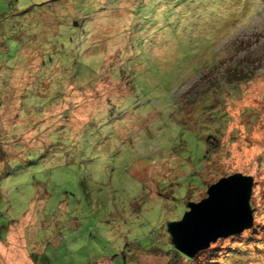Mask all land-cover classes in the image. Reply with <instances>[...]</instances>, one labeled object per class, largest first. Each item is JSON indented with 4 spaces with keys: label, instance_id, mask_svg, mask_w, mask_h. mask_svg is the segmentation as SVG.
Wrapping results in <instances>:
<instances>
[{
    "label": "rangeland",
    "instance_id": "rangeland-1",
    "mask_svg": "<svg viewBox=\"0 0 264 264\" xmlns=\"http://www.w3.org/2000/svg\"><path fill=\"white\" fill-rule=\"evenodd\" d=\"M217 1L0 0V264H264V0ZM234 173L252 227L176 252Z\"/></svg>",
    "mask_w": 264,
    "mask_h": 264
},
{
    "label": "water",
    "instance_id": "water-1",
    "mask_svg": "<svg viewBox=\"0 0 264 264\" xmlns=\"http://www.w3.org/2000/svg\"><path fill=\"white\" fill-rule=\"evenodd\" d=\"M252 178L234 173L205 190V198L187 203L181 218L168 223L172 248L191 259L218 239L241 234L252 227L249 197Z\"/></svg>",
    "mask_w": 264,
    "mask_h": 264
},
{
    "label": "trees",
    "instance_id": "trees-1",
    "mask_svg": "<svg viewBox=\"0 0 264 264\" xmlns=\"http://www.w3.org/2000/svg\"><path fill=\"white\" fill-rule=\"evenodd\" d=\"M205 2H211V4H213V5H217V3H218V1L217 0H205ZM248 11V5H247V3L246 2H244V4H243V8L240 10V13L238 14V19L239 18H243L247 13ZM238 19H235V20H238ZM207 43H209V41L207 42ZM212 42H210V44H211ZM174 263V262H173Z\"/></svg>",
    "mask_w": 264,
    "mask_h": 264
},
{
    "label": "clouds",
    "instance_id": "clouds-1",
    "mask_svg": "<svg viewBox=\"0 0 264 264\" xmlns=\"http://www.w3.org/2000/svg\"><path fill=\"white\" fill-rule=\"evenodd\" d=\"M244 232V231H243Z\"/></svg>",
    "mask_w": 264,
    "mask_h": 264
}]
</instances>
